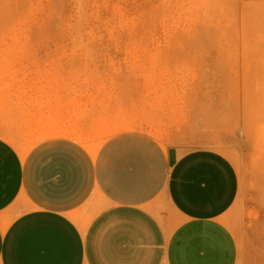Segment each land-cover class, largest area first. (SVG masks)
Segmentation results:
<instances>
[{
	"label": "crops",
	"instance_id": "0c3cea01",
	"mask_svg": "<svg viewBox=\"0 0 264 264\" xmlns=\"http://www.w3.org/2000/svg\"><path fill=\"white\" fill-rule=\"evenodd\" d=\"M53 50L0 78V264H237L224 217L240 177L224 154H178L140 131L96 153L65 134L29 144L47 132L93 141L103 115L101 69Z\"/></svg>",
	"mask_w": 264,
	"mask_h": 264
},
{
	"label": "rangeland",
	"instance_id": "374dc122",
	"mask_svg": "<svg viewBox=\"0 0 264 264\" xmlns=\"http://www.w3.org/2000/svg\"><path fill=\"white\" fill-rule=\"evenodd\" d=\"M43 48L101 69L104 111L93 141L47 132L30 145L65 134L96 153L140 131L178 154H224L240 177L224 217L237 264H264V0H0V78Z\"/></svg>",
	"mask_w": 264,
	"mask_h": 264
},
{
	"label": "bare ground",
	"instance_id": "6f19581e",
	"mask_svg": "<svg viewBox=\"0 0 264 264\" xmlns=\"http://www.w3.org/2000/svg\"><path fill=\"white\" fill-rule=\"evenodd\" d=\"M223 117V116H222Z\"/></svg>",
	"mask_w": 264,
	"mask_h": 264
}]
</instances>
